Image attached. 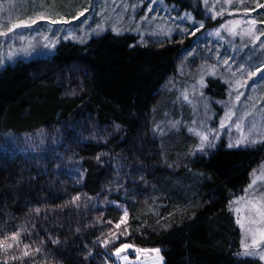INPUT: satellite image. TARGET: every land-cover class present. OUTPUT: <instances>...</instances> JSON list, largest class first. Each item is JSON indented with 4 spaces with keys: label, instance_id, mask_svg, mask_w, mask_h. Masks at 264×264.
<instances>
[{
    "label": "trees",
    "instance_id": "obj_1",
    "mask_svg": "<svg viewBox=\"0 0 264 264\" xmlns=\"http://www.w3.org/2000/svg\"><path fill=\"white\" fill-rule=\"evenodd\" d=\"M227 1L230 5L248 4L247 0ZM230 16L236 18L237 33L251 32V48L258 45L263 49L262 37L253 41L259 23L264 33V21L247 11ZM222 17L212 25L228 19L229 13ZM84 41L67 58L25 53L24 60L11 70L19 84L15 98L12 100L11 84L0 89L2 99L12 100L0 112V199L34 190L46 195V191L58 188L61 177L69 179L68 172L76 170L81 173L78 191L84 197L103 196L102 201H107L98 206L100 200L94 204L87 199L81 206L72 203L75 208L66 199L52 208H37L9 233L14 237L27 229L32 231L33 239L26 235L21 242L24 251L32 253L43 250L39 242L55 240L54 255L60 264H85L82 251L92 229L112 232L118 227L125 233L122 240L139 249L163 246L172 254L173 264H187L189 259L215 264L206 256L207 249H191V241L188 247L180 232L206 217L214 197L246 196L252 176L264 167V144L235 176L223 173L236 160L235 155L221 153L214 160L189 158L178 141L185 126L179 127L178 122L180 95L174 91L157 94L161 77L169 69L168 62L161 59L163 47L154 43L127 48L121 39L114 46L102 45L99 37ZM187 45L183 42L178 46ZM201 61L191 59L198 67L194 74L195 84L200 85L198 92L206 97L205 86L211 80L222 90L228 88L229 75L212 68L213 79H207L206 69L199 70ZM98 67L103 77L94 74ZM55 78L64 80L65 89L52 83ZM200 79L204 80L202 87ZM120 80L123 83L119 84ZM111 86L118 91L115 97L106 96ZM160 98H165L163 105H171L163 113L156 112ZM97 131L108 134L98 135ZM105 188L112 194L105 195ZM140 194L146 198L143 203ZM119 206L126 212L123 220ZM218 226V219L211 220L193 230L190 240L205 244L215 236L212 232ZM189 248L196 258L188 256ZM3 254L0 250V258ZM23 263L0 260V264Z\"/></svg>",
    "mask_w": 264,
    "mask_h": 264
},
{
    "label": "rangeland",
    "instance_id": "obj_2",
    "mask_svg": "<svg viewBox=\"0 0 264 264\" xmlns=\"http://www.w3.org/2000/svg\"><path fill=\"white\" fill-rule=\"evenodd\" d=\"M243 2L230 5L227 0H0V89L11 84L12 100L15 98L19 84L11 70L24 60L22 55L27 52L34 51L41 58H67L80 48L77 45H83L79 42L97 37L102 45L109 46L116 45L118 39L125 40L127 48L158 44L163 47L161 59L168 62L169 69L161 77L157 94L174 91L180 95L178 122L179 127L185 126L178 134V141L185 154L189 158L213 160L221 153L235 155L236 160L223 171L235 176L243 172L248 160L264 144V47L251 48L248 43L251 32L237 33L236 18L230 16L238 12L245 15L247 11L263 22L264 0H247L246 6ZM228 13V19L212 25ZM257 27L254 43L259 37L264 40L263 25L259 23ZM183 42L187 47L178 46ZM194 58H201L199 70L206 69L207 79H213L212 68L228 74V88L222 90L219 83L211 80L205 86L206 97L201 95L200 85L194 80L198 68L192 65ZM98 69L94 74L100 76L101 67ZM56 78L52 83L65 89L64 80ZM105 81L108 83L107 78ZM107 91L106 96L110 97L118 92L113 86ZM12 100L0 97V112ZM164 101L165 98H160L157 102L156 112L169 110L171 105H163ZM59 117L57 113L56 123ZM97 134L108 132L97 131ZM67 176L70 178L61 177L58 188L46 191V195L34 190L0 199V230H4L0 231V243L4 246L0 249L4 253L0 260L60 264L54 255L55 240L45 239L39 242L43 250L27 252L21 242L27 239L26 235L33 239L32 231L27 229L24 234L12 237L9 229L20 227L19 223L30 211L52 208L66 199L76 207L87 199L94 204L100 200L98 206L106 203L103 196L88 198L78 191L81 173L70 171ZM252 178L244 191L245 197L232 194L224 199L214 197L206 217L181 230L180 236L187 246L191 241V249L196 246L202 251L207 249L206 256L210 255L208 259L215 264H264V167ZM111 194L110 188H105V195ZM138 198L140 203L146 199L141 194ZM119 208L123 220L126 212L124 207ZM216 219L219 226L212 232L215 233L212 239L204 241L205 244L190 240L193 230ZM118 228L112 232L92 229L82 251L85 264H173L172 254L163 246L139 249L124 242L125 233ZM191 249L188 256H194ZM187 264L199 263L189 259Z\"/></svg>",
    "mask_w": 264,
    "mask_h": 264
}]
</instances>
